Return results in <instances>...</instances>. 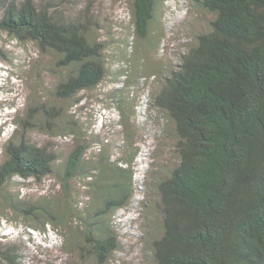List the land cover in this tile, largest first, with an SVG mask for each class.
Segmentation results:
<instances>
[{"label":"trees","instance_id":"obj_1","mask_svg":"<svg viewBox=\"0 0 264 264\" xmlns=\"http://www.w3.org/2000/svg\"><path fill=\"white\" fill-rule=\"evenodd\" d=\"M68 1L0 0V34L32 43L58 77L55 99L32 98L15 120L17 135L3 145L0 209L30 228L50 227L67 251L107 264L120 248L115 215L132 201L135 170L123 165L134 163L144 126L133 124L128 137L109 142L66 108L108 72L100 23L93 25L89 8L86 19L69 13ZM197 1L211 14L209 29L157 77L151 96L163 122L156 155L168 139L175 160L155 161L147 172L141 242L149 264H264V0ZM157 3L131 0L132 43L143 53L158 43L151 31ZM120 91L110 96L127 127ZM36 127L66 145L39 144L29 134ZM18 247L0 243V260L20 264Z\"/></svg>","mask_w":264,"mask_h":264},{"label":"rangeland","instance_id":"obj_2","mask_svg":"<svg viewBox=\"0 0 264 264\" xmlns=\"http://www.w3.org/2000/svg\"><path fill=\"white\" fill-rule=\"evenodd\" d=\"M66 4L71 7L69 13L84 19L87 16L85 9L89 8L93 25L96 20L100 23L97 31L105 43L108 67L107 76L99 87L83 92L82 102L66 108L69 111L76 109L85 125L91 126V134L98 133L109 142L128 137L133 124L143 123L144 126V130H138L141 137L134 138V143L140 146L134 163L123 165L132 166L135 170L132 201L115 215L120 248L110 256L107 264H149L148 251L141 242L148 201L147 172L155 161L169 163L175 160L168 139L163 156L159 158L156 155L160 152L157 131L163 122L152 108L151 96L157 89V77L175 67L180 55L194 44L196 36L209 29L211 14L197 0H159L151 25V31L158 35V43L143 53L140 44L132 43L131 0H79L75 4L71 1ZM74 7L81 10H74ZM122 38L128 39V43H122ZM51 67V58L39 53L32 43H22L10 35L0 34V153L4 143L17 135L15 120L25 115L27 106L34 103L32 98L38 101L49 97L50 102L55 99L51 92L58 77ZM117 68L124 70V74H118ZM118 89L125 99L120 104L131 115V125L127 127L118 109L119 103L110 96ZM29 134L39 144L53 140L58 145H66L68 141L53 136L45 127L31 129ZM36 187L29 192L39 191ZM0 219V243L19 246L17 261L20 264H97L78 248L67 251L61 235L50 227L45 231L30 228L10 210L0 209ZM0 264L9 263L0 260Z\"/></svg>","mask_w":264,"mask_h":264}]
</instances>
